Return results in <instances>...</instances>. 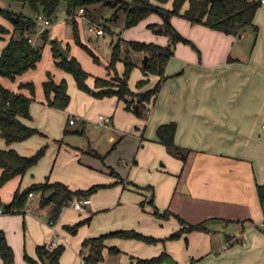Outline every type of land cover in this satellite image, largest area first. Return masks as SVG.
Masks as SVG:
<instances>
[{
	"label": "crops",
	"instance_id": "0c3cea01",
	"mask_svg": "<svg viewBox=\"0 0 264 264\" xmlns=\"http://www.w3.org/2000/svg\"><path fill=\"white\" fill-rule=\"evenodd\" d=\"M165 5L172 7V1ZM188 6L186 2L183 9ZM158 15L153 13L133 27L161 23L163 19ZM33 17L37 19V14ZM88 17L77 18L82 40L91 46L84 26L87 27ZM66 19L72 28L68 15ZM172 23L194 45L183 41L173 44V55L166 68L168 78L148 104L147 118L127 109L116 95L98 98L80 90L73 75L56 64L52 42L45 44L36 68L15 79L0 77L4 86L26 95L31 93L21 83H35L32 117L22 120L42 132L8 144L0 131V149L14 148L30 156L48 145L44 156L24 176L0 185L1 205L9 204L19 187L24 189L47 178L62 181L72 189L114 183L94 192L82 213L72 207L67 212L64 209L53 225L50 216H45L40 206L35 207L32 202L35 193L29 196L23 214H0V229L5 231L18 262L25 264L18 254L38 258L39 244L55 242L65 245L60 264H82L83 240L115 230L135 229L167 237L182 225L175 216L164 219L154 215L153 199L160 210L169 208L191 223L209 220V230H194L180 238L156 243L110 237L99 264H137L138 258H150L163 251L176 264H264V227L260 225L264 209L258 193V186L264 184V2L255 17L258 31L248 27L232 35L177 15L172 17ZM0 24L10 30L0 39L1 55L14 35V27L1 13ZM124 35L122 32L120 37ZM163 35L166 37L158 39H164L161 43L167 45L170 37ZM30 36L36 44L33 32ZM52 38L60 39L66 48L69 46V56L80 58L78 52L83 47L76 43L74 34L68 38L53 24L48 41ZM45 53L51 56L50 68L41 67ZM144 55L135 54L139 63L129 80L135 90L137 81L144 78ZM110 58L107 62L102 60L99 66L92 63L95 70L88 78L90 86H94L95 76H111L107 68ZM117 68L122 73L124 63L119 61ZM49 72L57 82L68 80L72 99L66 109L46 102L43 83ZM149 79L145 89L154 86L160 76L150 75ZM100 114L111 116L112 123L99 126ZM72 117L76 119L74 124L69 123ZM79 121L86 134L76 133L73 130L77 127H70ZM171 121L178 125L176 144L189 148L186 163L158 140L159 125ZM75 135L86 136L87 143H75L70 139ZM117 140V146L104 160L87 152L91 147L106 154ZM110 167L120 173L121 179L109 173ZM148 185L151 187H145ZM84 218L90 220L76 234L63 228ZM229 219L233 221L226 223ZM228 235L239 241L224 248ZM112 246L120 252L112 253Z\"/></svg>",
	"mask_w": 264,
	"mask_h": 264
},
{
	"label": "trees",
	"instance_id": "16d2710c",
	"mask_svg": "<svg viewBox=\"0 0 264 264\" xmlns=\"http://www.w3.org/2000/svg\"><path fill=\"white\" fill-rule=\"evenodd\" d=\"M24 6H29L35 14L44 13L53 20L62 1L67 3L68 19L71 23L74 39L78 45L86 49L95 59L100 62V57L86 44L79 31L77 17L75 12L78 8L84 7L86 13L94 19L95 13L98 11L91 10L89 6L97 4L100 0H16ZM172 1V7L165 4ZM189 6L184 8L185 3ZM105 4L117 6L119 10L126 12L125 27L130 28L138 25L142 20L146 19L153 13L159 14L163 21L161 23H151L149 28L157 33L166 34L170 37V43L167 45H159L154 42H144L139 40H130L126 45L122 44L119 38L113 44L110 61L107 65L110 77L95 76L94 86H90L88 78L91 73L88 72L81 61L74 55L63 56L60 53L57 43L53 40V51L56 58V64L71 73L80 90L91 95L103 98L106 96H118L126 104V108L134 111L142 118L148 117V104L161 91L163 82L168 78L166 68L173 55V44L183 41L185 43H194L186 38L172 23V17L177 15L188 19L192 23L204 24L210 28L223 31L227 34L238 35L248 27H253L258 31V25L255 23V17L258 9L262 5L261 0H110ZM0 12L6 17L14 27V35L11 37L7 45L0 55V77L6 76L15 79L30 69L36 68L43 57L44 45H37L29 41L30 33L34 31L37 20L23 12H16L5 7L0 8ZM107 29L108 26L105 25ZM10 30L3 24H0V39ZM42 39L46 43L50 38V28H46L41 32ZM69 48V46H68ZM145 53L150 56L147 66H142L144 78L137 81V90L132 89L129 80L133 70L138 66L135 54ZM124 63V71L120 73L117 63ZM150 75H159L160 79L154 86L145 89L149 83ZM23 87L30 89L31 94L15 92L0 81V131L8 144L25 141L28 138L42 134L35 127L26 124L22 118H31V104L34 100L36 86L34 82H23ZM46 102L58 109H66L71 102V94L69 92V83L67 79L57 82L52 74L48 73V78L43 83ZM176 121H171L159 125L157 129L158 140L166 145L175 155L181 158L184 163L188 160L189 148H184L176 144L175 135L177 131ZM76 133H85V127L73 130ZM72 131V132H73ZM117 140L106 154H101L94 148L87 150L90 154L104 160L108 154L117 146ZM48 145L45 144L38 151L30 156L23 155L14 148L0 149V185L17 176H24L27 171L34 166L44 156ZM109 173L118 176L120 173L115 168L110 167ZM114 183H96L88 188L72 189L62 181H51L47 178L44 182H36L30 186L21 189L19 187L12 201L6 205L8 211L24 213L25 206L31 193L39 194V206L42 210H47L50 216V222H55L60 217L63 206L71 204L77 199L90 197L101 187L110 186ZM147 188L151 185L145 186ZM260 201L264 209V184L258 186ZM0 197V204H1ZM154 215L167 219L175 216L181 223V227L167 237L159 238L153 235L141 233L135 229H122L103 233L97 236L87 237L82 242L81 252L84 255L83 264H99L104 259V249L106 240L110 237L135 238L148 243H156L165 241L166 239H177L185 233L194 230L207 231L208 221L205 220L198 223H191L180 215L167 208H160L151 199ZM142 205L144 202L142 201ZM11 213V212H10ZM90 218H84L75 224L66 225V228L72 234H76L78 229L84 223L89 222ZM233 220H227L229 223ZM232 235H228L227 239H231ZM239 240L237 239L236 242ZM65 250L64 244L50 248L48 244H39L37 246L38 258L32 257L28 253L25 258L31 264H60V259ZM112 253H119L120 249L110 247ZM0 264H15V251L9 243L6 233L0 229ZM170 255L163 251L159 255L150 258H138L137 264H161Z\"/></svg>",
	"mask_w": 264,
	"mask_h": 264
},
{
	"label": "rangeland",
	"instance_id": "374dc122",
	"mask_svg": "<svg viewBox=\"0 0 264 264\" xmlns=\"http://www.w3.org/2000/svg\"><path fill=\"white\" fill-rule=\"evenodd\" d=\"M106 1H110V0H100L97 4H92L91 6H89L91 10L96 9L98 11V15L94 18V20L97 21L98 25H100L104 28H105V25L108 26L107 29L105 28L106 32L104 34L97 35L96 33H93L89 30L88 20H87V27L84 24L86 40L90 43V45L93 48H95V49H93L90 46V48L93 49L94 52L96 51L95 53L100 57V62L102 60H103V62L108 61V59L111 57V54H112L113 44L116 43L119 38L122 40V44L124 45V47L126 45V42L130 41V40H139V41H144V42H155L157 44L164 45L163 44L164 42L161 43V41H163L164 39H158V38H165L166 36L163 35L162 33L155 32L151 28L146 27L145 23H142L143 25H141V27H138L137 29H136V27H133L131 29H127L125 27L126 12L124 10H119L118 7L115 5L114 6H111L110 4L104 5V3ZM1 3L6 9L16 11V12L24 11V13H27L28 15H31V16L34 15V12L32 11V9L29 6L24 7L22 3H20L16 0H1ZM67 15H68L67 14V3L65 1H62L59 5V8H58V11L56 13L55 18L51 21L53 22L55 28L60 29L61 33H63L64 35H66L69 38V37H73V29L70 27V25L66 19ZM77 21H78L79 31L81 34L79 19H77ZM82 22H83V20H82ZM53 24L50 27H52ZM50 27H48V28H50ZM44 29H46V28H43L40 24L37 23L36 29H34V31H32L34 36H36V44L39 46L44 45L43 52L45 51V47H46L45 44L52 42V41H47L46 43H44L42 36H41V34H42L41 32ZM122 32H123V34L125 33V35H124L125 37H120V34ZM137 37H140V38H137ZM131 38H135V39H131ZM52 40H53V38H52ZM80 49L82 51L78 52V53H79V57H80L79 59L82 61L81 63H83L82 65L86 67V68L84 67L86 70L87 69L89 70V71L87 70L88 72L93 73L95 70L94 68H92L93 64L96 66H99L100 62H96L95 59L93 58V56L86 49H84V48H80ZM88 60H90V62ZM50 61H51V56L47 57L46 53H45L44 54V61L41 64V67L48 66V68H50V66H51ZM46 77H48L47 74H46ZM25 88H27V87H25ZM27 89L30 91L29 88H27ZM70 127L71 128L77 127V129H81L84 127V124L79 121L76 125H73ZM88 130L91 131L92 127L88 126ZM100 132H103V131H97V134H100ZM72 134H76V133H72ZM79 134H81V133H79ZM84 134H86V131ZM70 139L71 140L74 139L75 143L81 144V145H85V143H87L86 142V140H87L86 136H83V135H75V137H70ZM112 146H113V144L111 145V147ZM111 147H110V149H111ZM39 199H40V195L36 194V197L32 200V202L35 203V207H37V206L39 207ZM6 205H8V203L4 204L3 206H6ZM71 207L74 210L78 211V213L81 212V211L75 209L71 204L65 205L66 212ZM41 211L45 216H49L47 210H41ZM21 214H23V213H21ZM44 219H46V218H44ZM58 221L59 220H57L55 222L58 223ZM66 225H69V224H65V226H63V228L65 230H67ZM71 225H73V224H71ZM25 226H26V224H25ZM58 231H59V229H58ZM50 243L48 244L49 246H50ZM25 254L26 253H22L21 257L18 254V258H21V261H23L25 264H31L25 258ZM18 263L22 264L21 262H18V260H16V252H15V264H18Z\"/></svg>",
	"mask_w": 264,
	"mask_h": 264
},
{
	"label": "built area",
	"instance_id": "2783aa9c",
	"mask_svg": "<svg viewBox=\"0 0 264 264\" xmlns=\"http://www.w3.org/2000/svg\"><path fill=\"white\" fill-rule=\"evenodd\" d=\"M261 2H264V0H261ZM88 14L86 13V10L84 7H80L76 10L75 12V16L76 17H88ZM37 23H39L43 28H48L52 25V21L49 17H47L44 13H38L37 14ZM88 26H89V30L93 33H96L97 35H101L104 34L106 32L105 28L98 25L97 21H95L94 19H92L90 16L88 17ZM29 41L34 43V39L32 36L29 37ZM144 54V53H142ZM76 122V119L74 117L69 119V123L70 124H74ZM112 123V117L109 115H105V114H100L97 120V124L100 125H105V126H109ZM30 195H33V193H31ZM90 202V197H85V198H80L75 200L74 202L71 203V205L79 210V211H85L86 210V205ZM65 209V206L62 207L61 209V213L60 215L63 213ZM17 208H14L13 211H8L6 209V207H4L3 205L0 204V214H5V213H10V212H16ZM52 225L55 224V222H50ZM260 225L262 227H264V214H263V218L260 222ZM237 238L236 237H232L231 239L228 240V242L225 244L224 248H228L230 245H232L233 243H236ZM57 243L52 242L50 244V248L56 247ZM84 255L82 254V264L85 262L84 261Z\"/></svg>",
	"mask_w": 264,
	"mask_h": 264
},
{
	"label": "water",
	"instance_id": "95a60500",
	"mask_svg": "<svg viewBox=\"0 0 264 264\" xmlns=\"http://www.w3.org/2000/svg\"><path fill=\"white\" fill-rule=\"evenodd\" d=\"M3 7L4 6L0 2V8H3ZM54 41L57 43L61 55L67 56L69 54L70 50L63 45V43L60 39L54 38ZM149 59H150V56L148 54L144 55L143 63L145 66L148 65ZM161 264H176V262L174 260H172V258H166Z\"/></svg>",
	"mask_w": 264,
	"mask_h": 264
}]
</instances>
